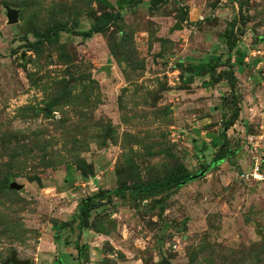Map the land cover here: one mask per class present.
Listing matches in <instances>:
<instances>
[{
	"label": "rangeland",
	"instance_id": "1",
	"mask_svg": "<svg viewBox=\"0 0 264 264\" xmlns=\"http://www.w3.org/2000/svg\"><path fill=\"white\" fill-rule=\"evenodd\" d=\"M104 1L0 0V264H264V0H243L233 156L170 196L102 200L75 248L82 199L179 165L199 173L232 108L223 80L205 87L224 67L188 81L187 65L224 61L236 4ZM116 12L102 33L73 34ZM55 24L71 30L29 46ZM254 163L260 181L245 178Z\"/></svg>",
	"mask_w": 264,
	"mask_h": 264
},
{
	"label": "trees",
	"instance_id": "2",
	"mask_svg": "<svg viewBox=\"0 0 264 264\" xmlns=\"http://www.w3.org/2000/svg\"><path fill=\"white\" fill-rule=\"evenodd\" d=\"M99 2H104L108 5L104 0H98ZM165 0H151L150 5L157 6L164 3ZM137 0H118L117 1V10H123L126 7L137 4ZM243 0H237V17L233 19L231 24L227 29H225L222 35V43L225 46V59L221 62L222 55L212 54L210 58L204 59L203 61L195 64H188L187 70L189 71L188 81H190L194 76H199L201 72L205 71L209 74V77H213L217 68L224 67L216 77H213L206 85L213 86L216 84L219 79L223 80L228 89L231 103V113L227 121L223 123V127L219 133V143H213V155L209 164L203 166L201 171H208L210 168L216 167L218 164L222 162L229 161V159L233 156V151L227 146L225 131L235 122L238 116V107H237V98L234 93V76L231 71L233 66H241L243 64L244 52L235 47V42L237 41V35L242 34L241 27L245 24L246 18L242 16V8L244 7ZM109 6V5H108ZM120 15L118 12L114 13V15L109 16L107 19L97 18L95 21L89 26V28L84 32H74V35L90 37L93 34L102 33L104 31L105 25L107 22H114L115 20H119ZM75 25H73L74 28ZM69 28H67L63 24H55L50 29L45 31L41 39H38L34 43L29 46L35 49L39 46L43 40H47L52 36H56L59 32H70ZM238 32V33H237ZM232 52V55H231ZM180 64V62H178ZM180 67V66H179ZM205 84V83H203ZM67 93L61 90L58 101L65 100L67 97ZM211 141H214L211 139ZM81 169L85 171L86 166L82 163ZM87 172H90L87 170ZM198 173H190L181 165L172 169L167 175L164 177L149 181L142 184H134L129 187L121 185L113 190H100L95 195L86 197L81 200L78 205V217H77V235L76 240L74 241V246L77 248L78 252L81 250L78 247L77 239L80 238L81 230L87 228V218L88 212L98 206L102 200H107L111 195L117 197H123L125 193H128L131 197H154L158 194H164L170 196L176 193L181 187L185 184L189 183L198 178ZM96 200V202H94ZM56 241V239H55Z\"/></svg>",
	"mask_w": 264,
	"mask_h": 264
},
{
	"label": "water",
	"instance_id": "3",
	"mask_svg": "<svg viewBox=\"0 0 264 264\" xmlns=\"http://www.w3.org/2000/svg\"><path fill=\"white\" fill-rule=\"evenodd\" d=\"M4 8V16L6 18V24L7 25H14L17 23V18H18V10L17 9H14V8H11V7H8V6H3ZM174 30L176 29H180V26L179 25H175L173 27ZM204 171H200L198 173V175H202ZM10 188H13L15 190H19L21 187L18 186V185H15L14 183L10 184ZM3 264H28V261L24 260V261H21V260H17L14 255H10V257L8 259L5 260V262Z\"/></svg>",
	"mask_w": 264,
	"mask_h": 264
},
{
	"label": "built area",
	"instance_id": "4",
	"mask_svg": "<svg viewBox=\"0 0 264 264\" xmlns=\"http://www.w3.org/2000/svg\"><path fill=\"white\" fill-rule=\"evenodd\" d=\"M261 82L264 85V69H261L260 72ZM251 178L253 181H260L262 180V174L259 170L258 164L254 163L252 168L250 169L249 173L245 175V178Z\"/></svg>",
	"mask_w": 264,
	"mask_h": 264
},
{
	"label": "crops",
	"instance_id": "5",
	"mask_svg": "<svg viewBox=\"0 0 264 264\" xmlns=\"http://www.w3.org/2000/svg\"><path fill=\"white\" fill-rule=\"evenodd\" d=\"M237 3V0H217V6H222L224 8L222 9H219L218 7L215 8V12H224V11H227L228 12V9L230 8L231 5H234Z\"/></svg>",
	"mask_w": 264,
	"mask_h": 264
}]
</instances>
